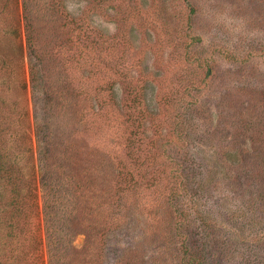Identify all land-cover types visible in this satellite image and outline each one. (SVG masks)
Instances as JSON below:
<instances>
[{
    "label": "rangeland",
    "instance_id": "1",
    "mask_svg": "<svg viewBox=\"0 0 264 264\" xmlns=\"http://www.w3.org/2000/svg\"><path fill=\"white\" fill-rule=\"evenodd\" d=\"M0 150L10 264H264V0H0Z\"/></svg>",
    "mask_w": 264,
    "mask_h": 264
},
{
    "label": "trees",
    "instance_id": "2",
    "mask_svg": "<svg viewBox=\"0 0 264 264\" xmlns=\"http://www.w3.org/2000/svg\"><path fill=\"white\" fill-rule=\"evenodd\" d=\"M5 158H6V153L5 152H2L0 150V169H3L4 168V165H3V161H5ZM111 176V175H110ZM115 196V195H114ZM113 196V197H114ZM18 204V201L15 199L13 200L11 203H10V206L14 207L15 205ZM15 210H17V208H14ZM102 215H107L108 212H101ZM14 216V215H13ZM114 216L112 215L111 219L113 218ZM4 230V229H3ZM5 231V230H4ZM7 233H6V237L9 236V238L11 239H8V241H3V236H0V264H10L11 263V256L12 255H9L7 256L6 254V250H8V252L12 251L14 249V247L16 248L17 246V243L13 244V238H14V223L13 222H9V224L7 225ZM5 237V238H6ZM7 239V238H6ZM11 241V242H10ZM57 253H63V250L61 249H58V248H55L54 249ZM189 252V250H187ZM57 260V259H56ZM57 262V261H56ZM190 262V261H189ZM199 264V263H198Z\"/></svg>",
    "mask_w": 264,
    "mask_h": 264
}]
</instances>
